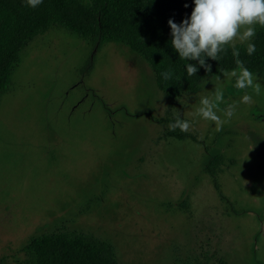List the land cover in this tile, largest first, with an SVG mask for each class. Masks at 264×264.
<instances>
[{
	"label": "rangeland",
	"instance_id": "374dc122",
	"mask_svg": "<svg viewBox=\"0 0 264 264\" xmlns=\"http://www.w3.org/2000/svg\"><path fill=\"white\" fill-rule=\"evenodd\" d=\"M239 34L229 45L252 39ZM242 74L205 78L171 107L127 45L95 50L59 27L35 37L0 95V264L59 230L111 244L118 264H264V75L237 88ZM204 98L219 126L197 114ZM170 111L188 138L166 136Z\"/></svg>",
	"mask_w": 264,
	"mask_h": 264
},
{
	"label": "trees",
	"instance_id": "16d2710c",
	"mask_svg": "<svg viewBox=\"0 0 264 264\" xmlns=\"http://www.w3.org/2000/svg\"><path fill=\"white\" fill-rule=\"evenodd\" d=\"M193 7V0H42L33 9L23 0H0V95L11 83L22 50L55 27L78 34L95 50L108 43L127 45L151 66L156 84L171 107L184 94L197 93L205 78L235 70L264 75V29L249 42L255 45L251 55L247 53L248 44H228L217 60L205 58L208 69L197 61L181 59L171 46L168 20L181 22ZM92 59L86 65L88 70L93 67ZM189 63L198 67L192 76L186 72ZM165 71L170 73L167 80L161 75ZM169 114L162 121L170 125L181 120L171 111ZM166 136L183 140L190 134L176 127L168 129ZM221 163V157L214 158L207 172L216 177ZM113 250L107 242L59 230L33 237L24 248L28 258L18 264H118Z\"/></svg>",
	"mask_w": 264,
	"mask_h": 264
},
{
	"label": "clouds",
	"instance_id": "9594fccd",
	"mask_svg": "<svg viewBox=\"0 0 264 264\" xmlns=\"http://www.w3.org/2000/svg\"><path fill=\"white\" fill-rule=\"evenodd\" d=\"M30 8H36L42 0H23ZM193 9L190 16L177 23L174 19L168 20L171 31V46L181 59L197 61L196 64L208 69L205 58L217 60L218 53L224 50V45L231 44L237 38L239 29L246 26L245 31L239 34L241 40H250L255 35L254 25L264 27V0H193ZM188 5L186 4L185 7ZM255 52V45L248 43L247 53ZM196 64L189 63L186 67L188 76L197 73ZM162 77L169 79L168 71L161 73ZM252 84V74L244 70L242 78L238 79L235 87L244 88ZM259 92V88L256 89ZM223 93L216 92V99L221 100ZM250 97L245 95L242 102L247 103ZM201 106L197 114L206 120L221 123L220 117L216 115L214 106L209 100L201 99ZM234 108L229 105L224 112L226 118H231ZM170 130L179 127L181 131H187L189 124L185 121L176 120L169 125Z\"/></svg>",
	"mask_w": 264,
	"mask_h": 264
}]
</instances>
